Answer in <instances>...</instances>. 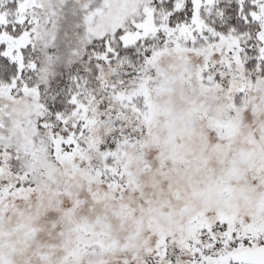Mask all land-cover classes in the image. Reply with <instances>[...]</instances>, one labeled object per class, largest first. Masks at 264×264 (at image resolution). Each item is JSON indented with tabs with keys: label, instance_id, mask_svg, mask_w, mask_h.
Segmentation results:
<instances>
[{
	"label": "snow or ice",
	"instance_id": "6c2138e0",
	"mask_svg": "<svg viewBox=\"0 0 264 264\" xmlns=\"http://www.w3.org/2000/svg\"><path fill=\"white\" fill-rule=\"evenodd\" d=\"M0 264H264V0H0Z\"/></svg>",
	"mask_w": 264,
	"mask_h": 264
}]
</instances>
